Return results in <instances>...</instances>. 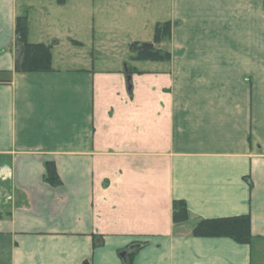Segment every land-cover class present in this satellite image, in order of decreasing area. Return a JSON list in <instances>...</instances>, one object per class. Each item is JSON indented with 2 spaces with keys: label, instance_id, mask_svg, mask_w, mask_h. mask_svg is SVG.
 Wrapping results in <instances>:
<instances>
[{
  "label": "crops",
  "instance_id": "0c3cea01",
  "mask_svg": "<svg viewBox=\"0 0 264 264\" xmlns=\"http://www.w3.org/2000/svg\"><path fill=\"white\" fill-rule=\"evenodd\" d=\"M110 1L0 0V264H264V0ZM18 16L51 71H16ZM239 215L250 243L191 235Z\"/></svg>",
  "mask_w": 264,
  "mask_h": 264
},
{
  "label": "trees",
  "instance_id": "16d2710c",
  "mask_svg": "<svg viewBox=\"0 0 264 264\" xmlns=\"http://www.w3.org/2000/svg\"><path fill=\"white\" fill-rule=\"evenodd\" d=\"M63 2V0H58ZM171 25L169 22L157 24L154 29V41L160 42L168 38L170 35ZM16 43L17 56L15 69L18 72H42L51 71V46L44 43H29L27 41V19L25 16H18L16 19ZM137 44L134 48L137 56L149 59H164L165 55L160 51H155L152 48L145 50H137ZM133 70H128L132 73ZM8 80H1L0 82H7ZM129 90L131 91V82L128 78ZM46 180L54 185L59 184V179L56 175L55 165L52 162L46 164ZM172 219L174 223L183 222L187 219L186 204L182 200H174L172 206ZM192 236L196 237H229L238 243H250L252 235L250 232V218L248 215H239L224 218H210L199 220L192 228ZM101 241L95 240L94 245H100ZM145 243L129 246L123 253H120L124 264H132V258L135 255L139 245L143 246Z\"/></svg>",
  "mask_w": 264,
  "mask_h": 264
},
{
  "label": "rangeland",
  "instance_id": "374dc122",
  "mask_svg": "<svg viewBox=\"0 0 264 264\" xmlns=\"http://www.w3.org/2000/svg\"><path fill=\"white\" fill-rule=\"evenodd\" d=\"M141 0H111L110 3H112V8H110L113 11H120L121 14H126L125 12V5L128 2H132L134 6H138L140 4ZM102 4V3H101ZM103 9V8H102ZM104 12V11H103ZM102 12V13H103ZM83 14V13H82ZM137 54V52H136ZM95 55V54H94ZM96 56V55H95ZM125 59H127V55L123 56Z\"/></svg>",
  "mask_w": 264,
  "mask_h": 264
},
{
  "label": "water",
  "instance_id": "95a60500",
  "mask_svg": "<svg viewBox=\"0 0 264 264\" xmlns=\"http://www.w3.org/2000/svg\"><path fill=\"white\" fill-rule=\"evenodd\" d=\"M147 48H152V44L151 43H139L137 45V50H145Z\"/></svg>",
  "mask_w": 264,
  "mask_h": 264
}]
</instances>
